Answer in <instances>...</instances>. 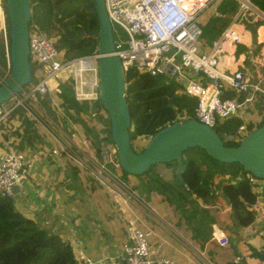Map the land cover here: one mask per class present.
Here are the masks:
<instances>
[{"label": "built area", "instance_id": "2783aa9c", "mask_svg": "<svg viewBox=\"0 0 264 264\" xmlns=\"http://www.w3.org/2000/svg\"><path fill=\"white\" fill-rule=\"evenodd\" d=\"M103 1L112 29L115 54L121 58L123 73L134 67L151 77L160 76L174 80L181 86L178 91L180 94L197 100L193 119L211 129L224 120L239 117L242 110H249L257 104L261 113H264V63L259 69L254 68L252 74H248L242 66L227 72L217 68L220 66L219 55L223 53V45L229 43L236 46L242 43L243 38L239 31V27L243 28L242 20L252 14H256L258 18L262 15L250 0H237L239 6L234 23L223 30L210 47H206L201 39V28L196 20L217 0ZM28 47L32 82L10 101L0 105V145L5 146L4 149L0 147V197H13V188L26 181L30 170V161L25 153L27 151L10 148L3 137L7 138L19 128V120L22 117L29 122H43L42 110L38 105L39 98L50 102L52 112L57 114L56 119L63 118L65 113L60 107L59 96L62 85L71 80L74 101L100 107L97 90V49L89 55L65 60L53 40L35 25L30 26L28 30ZM1 51L3 64L0 66V84L10 72L8 39L5 32ZM199 72L202 75H198ZM69 73L72 75L69 76ZM229 92L232 96H228ZM244 92H247L246 96H243ZM19 111H22V115L17 116ZM99 112H102L104 118L107 117L103 108ZM45 117L52 127L57 128L51 132L42 129L41 133L53 142L52 156L62 155L80 166L81 161L76 157L72 146H69L66 133L58 129L60 125L55 120L46 114ZM65 120L64 124L68 125L69 120ZM74 131V135L83 139L77 129ZM246 133L245 126H240L237 136L241 137L236 136V139H242ZM106 137L101 135L99 138L98 153L103 164H107L105 158L108 157L112 162L111 153L116 158L114 149L110 151L103 142ZM10 141L13 139L10 138ZM111 167L119 168L118 163ZM100 171L108 180L112 179V182L123 189V205L135 206L132 192L117 178L119 175L113 174L102 164ZM244 178L251 187H255L260 181L248 173ZM124 230L126 240L121 249L120 264H174L172 260L153 249L149 241L152 233L138 227L137 218L128 217ZM211 240L219 248L228 244L226 233L218 228L213 230ZM239 259L235 258L234 263L237 264ZM80 260H83L84 264H92L82 256Z\"/></svg>", "mask_w": 264, "mask_h": 264}, {"label": "crops", "instance_id": "0c3cea01", "mask_svg": "<svg viewBox=\"0 0 264 264\" xmlns=\"http://www.w3.org/2000/svg\"><path fill=\"white\" fill-rule=\"evenodd\" d=\"M2 2L0 0V10H2L0 50L3 34L7 33L5 6ZM202 14H204L201 15L203 19H200V16L199 20L200 24L204 25L214 14L213 8H207ZM262 15L264 16L263 13ZM235 16L230 19L227 27L234 23ZM251 21L253 22L254 19ZM262 21L264 23V19ZM239 31L243 38L242 44L246 46L248 54L236 57V46L225 43L223 53L219 55L218 70L227 72L242 66L249 74L264 63V26L255 27L254 34L246 32L244 26L239 27ZM205 46L210 47L206 44ZM228 96L232 94L229 92ZM254 108L255 111L242 110L238 117L244 125L251 123L253 129L257 128L262 119L261 113L256 107ZM50 109L52 111L50 107L49 112ZM52 115L58 125H64V129L68 126L64 122L65 118L69 117L56 119L57 114L52 112ZM96 118L102 122L104 115L98 112ZM76 129L84 139L81 127L77 126ZM72 135L68 134L67 142L72 146L76 157L80 159V166L62 155L52 156L53 142L50 138L47 140L42 136L41 139L39 138L43 145L42 150H38L40 146L25 152L30 161V170L26 181L18 185V192L12 198L15 209L23 218L33 221L48 236H57L61 241L68 243L79 263L84 264L83 260H80L82 256L92 264H120L121 249L126 240L124 226L129 217L137 218V226L152 233L150 245L174 264H235L234 259L237 257L240 258L237 264H263L255 254H261L264 250V180H260L255 187H252L256 199L250 211L254 219L252 224L242 228L234 227L230 217V205L222 192L224 184H235L240 177L235 180L229 179L227 175L214 177L217 196L209 203L196 201L192 208L198 213L194 216L191 215L192 208L187 204H170L153 191L142 195L135 192L139 199L137 204L127 207L107 187V182H103L98 175L99 153L89 141ZM101 135L106 137L105 133L100 132L95 138L96 141H99ZM3 138L10 148L17 147L15 142H9L5 136ZM12 144L15 147H11ZM46 144L49 147L47 145L45 148ZM0 147L5 148L4 145ZM158 167V165L154 167L155 175L163 181L171 182L175 171L171 179L167 178L166 174L162 175L165 171ZM72 168L76 169L75 177L72 175ZM111 170L114 174L121 175L123 179L120 170L112 167ZM130 177L128 175L126 180L123 179L129 187L130 184L139 185L138 178L137 182L136 180L134 182L132 179L136 177L132 176L131 179ZM176 205H181L185 210L184 213L177 211ZM215 228L226 233L228 237L226 247L219 248L211 240Z\"/></svg>", "mask_w": 264, "mask_h": 264}, {"label": "trees", "instance_id": "16d2710c", "mask_svg": "<svg viewBox=\"0 0 264 264\" xmlns=\"http://www.w3.org/2000/svg\"><path fill=\"white\" fill-rule=\"evenodd\" d=\"M250 1L264 14V0ZM30 5L29 26L35 25L46 33L52 32V36L58 38L55 47L63 54L65 60L89 55L96 49L98 25L92 0H30ZM238 6L237 0H217L208 6V9L213 8L214 14L209 15L206 24L199 26L204 44L211 46L220 37L230 19L237 14ZM56 24L61 25L62 33H54ZM241 24L249 34L255 33V27L264 26L262 20L252 22L251 18L242 20ZM241 54L247 55L248 50L245 45L238 43L235 56ZM2 56L3 52L0 50L1 65ZM124 80L131 123L130 141L150 138L168 125L194 118L196 98L180 94L178 91L181 86L174 80L160 76L151 77L134 67L124 72ZM61 90L59 100L65 116L79 124L84 139L89 141L98 152L99 141L95 138L100 132L109 135L107 117L102 122L96 118L97 113L102 109L101 105L97 108L95 104L89 106L87 103L79 104L74 101L71 80L63 84ZM43 103L47 107L46 103ZM255 107L261 113L260 106L257 104ZM19 115H22V112L19 111ZM261 117V123L257 128L264 125V113H261ZM23 122L30 125L26 118ZM242 125H244L242 120L232 117L218 124L214 130L220 139L224 137V141L221 140L225 146L234 147L241 139H236V136L238 128ZM244 126L247 132L253 129L251 123ZM182 163L185 165L181 173L183 185L175 176L171 182H166L159 176L152 175L154 166L144 175L136 177L139 179L138 194L153 191L170 204H187L192 208L196 201L209 203L215 199L217 194L213 183L214 177L227 175L231 180L240 177L235 184H224L222 192L230 205V217L234 227L242 228L252 224L254 217L250 208L255 203L256 196L244 178L246 173L241 167L217 162L199 148L186 150L182 154ZM164 166H173L176 169L175 162ZM75 171L76 169L72 168L73 177L76 176ZM120 172L126 180L128 175L121 170ZM175 209L181 213L185 211L181 205H176ZM192 212V216L198 213L195 208H192ZM263 251L255 255L264 264ZM0 264L81 263L75 259L68 243L61 241L57 236H48L33 221L23 218L15 209L12 197H0Z\"/></svg>", "mask_w": 264, "mask_h": 264}, {"label": "water", "instance_id": "95a60500", "mask_svg": "<svg viewBox=\"0 0 264 264\" xmlns=\"http://www.w3.org/2000/svg\"><path fill=\"white\" fill-rule=\"evenodd\" d=\"M5 4L9 76L0 84V105L10 101L32 82L28 61V30L31 20L30 0H2ZM98 31L96 49L99 55L97 75L99 101L109 122V139L121 171L141 176L156 164L175 162V178L183 185L181 173L185 165L182 154L199 148L217 162L238 165L243 172L264 180V125L248 131L237 146H225L214 129L188 119L168 125L152 135L143 150L135 152L130 144V117L121 58L115 54L112 29L104 1L92 0ZM72 74L69 73V76ZM202 75V73H198ZM65 78V76L63 75ZM247 92L243 93L246 96ZM19 186L13 188L17 194Z\"/></svg>", "mask_w": 264, "mask_h": 264}, {"label": "rangeland", "instance_id": "374dc122", "mask_svg": "<svg viewBox=\"0 0 264 264\" xmlns=\"http://www.w3.org/2000/svg\"><path fill=\"white\" fill-rule=\"evenodd\" d=\"M2 4H3V2H2ZM4 5V4H3ZM260 14V13H259ZM202 15H204V14H202ZM249 18H251V19H253V18H255L256 20H262V19H264V16L263 15H260V18H258V17H256V14H252L251 16H249ZM200 19H203V16H201V18ZM196 22H197V24L200 26V20L199 19H197L196 20ZM56 27H55V29H54V33H56V32H59V33H62L63 32V28L61 27V25H59V24H56L55 25ZM47 35L53 40V43H54V45H55V42H56V40L58 39V38H56L55 36H52V32L50 33V32H48L47 33ZM63 56V55H62ZM0 66L2 67V65L0 64ZM254 70V69H253ZM249 74H252V73H250L249 72ZM34 83V82H33ZM43 102H45V103H48L47 104V107L48 108H50L51 107V105H50V102L47 100V102H46V99H43V98H39V100H38V105H39V107L41 108V110H42V113H41V119L43 120V122H34V121H28L29 123H30V125L28 126L27 124H25L22 120H23V117L19 120V125H18V127L19 128H16V133L15 132H13L11 135H9L6 139L8 140V141H10V138H12L13 139V141L15 142V144H17V147H15V145H11V147H15V149L16 150H18V151H31L32 149H36L37 147H40L38 150H42L43 149V145H41L42 144V142H40L41 140V133H42V129H45V130H47L48 132H51V130L53 129V130H56L57 128H55V127H52V125L50 124V123H48V120L46 119V117H45V114L50 118V119H55L54 117H53V115H52V111H51V109H50V112L49 111H47V107H45V104L43 103ZM252 109H255V108H249V110L250 111H253ZM256 110H257V107H256ZM248 110H245V112H247ZM255 111V110H254ZM261 111V110H260ZM22 112V111H21ZM17 116H19V112H17V114H16ZM68 120H69V123H68V126L64 129L61 125L59 126V128L58 129H60L62 132H64V133H66L67 134V136H68V134L69 133H71V134H73L74 135V133H75V129H76V127L77 126H79V124H76V123H74V121H72L70 118H68ZM72 135V136H73ZM107 137H108V135H106ZM40 138V139H39ZM148 139L149 138H139V139H137V140H133V141H130V144H131V147L133 148V150L135 151V152H137V153H139V152H141L142 150H143V148L145 147V145H146V143H147V141H148ZM221 139L224 141V137H221ZM104 144H105V146H107L108 148H109V150L111 151L112 150V144H111V141H110V139H107V138H105L104 139ZM47 145L48 144H46V146H45V148H47ZM19 146V147H18ZM48 147H49V145H48ZM112 154V162H110V158L108 157V158H105V161H106V163L107 164H103V163H101V159L99 158L98 159V165H100L101 166V164L105 167V168H107L110 172H112L113 173V171L111 170V166H113L114 164H116L117 163V161H116V158L114 157V155H113V153H111ZM106 165V166H105ZM159 166L158 168H162V169H164V173L162 174V175H165L166 174V176H167V178H171L172 179V174H173V172H174V170H175V168L173 167V166H164V164H161V165H159V164H156L155 166ZM154 167V166H153ZM157 168V167H156ZM156 168H153V170L154 171H152L151 173H152V175H155V171H156ZM117 170H120L119 168H117ZM100 171V170H99ZM98 170H97V172H98V175L102 178V181L103 182H107V187H109L110 189H111V191L113 192V194L115 195V196H117V198H118V200H121V201H123V198H122V196H121V194L123 193V189L121 188V187H119L117 184H115L114 182H112L113 180L111 179V180H108L102 173H101V171L99 172ZM97 172H95L96 174H97ZM114 174V173H113ZM144 175V174H143ZM130 176V175H129ZM142 176V175H141ZM134 177V176H133ZM118 179H120V181L132 192V196L134 197L133 198V202L135 203V204H137V201L139 200L138 198H137V195H136V193H137V188H138V185L137 186H135V185H132V184H130V186L133 188H131V187H129V185L128 184H126V182L123 180V179H121V175H119L118 177H117ZM132 178V176L130 177V179ZM99 180V179H98ZM134 182H135V180H136V182H137V178L136 179H132ZM173 180V179H172ZM100 181V180H99ZM109 182V183H108ZM136 192V193H135ZM153 195H156L155 193H153ZM153 198H155V199H157L155 196H152ZM159 197V196H158ZM159 199H161V198H158V200ZM163 199V198H162ZM137 200V201H136ZM125 206V205H124Z\"/></svg>", "mask_w": 264, "mask_h": 264}, {"label": "bare ground", "instance_id": "6f19581e", "mask_svg": "<svg viewBox=\"0 0 264 264\" xmlns=\"http://www.w3.org/2000/svg\"><path fill=\"white\" fill-rule=\"evenodd\" d=\"M1 11H2V10H0V15H1Z\"/></svg>", "mask_w": 264, "mask_h": 264}]
</instances>
